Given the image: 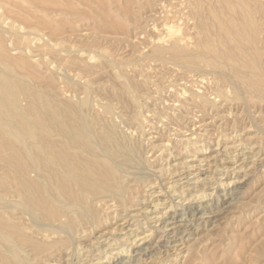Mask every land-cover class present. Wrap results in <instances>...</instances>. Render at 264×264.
<instances>
[{"label":"rangeland","instance_id":"obj_1","mask_svg":"<svg viewBox=\"0 0 264 264\" xmlns=\"http://www.w3.org/2000/svg\"><path fill=\"white\" fill-rule=\"evenodd\" d=\"M33 1L35 2L33 3ZM197 1L198 0H26V3L24 1L17 3L16 7L0 4V26L2 27V29L0 27V32L2 31L0 35H3L0 37L3 38L4 46L6 45L8 49L12 48L16 40H19L22 45L25 44L27 53L24 54L26 58L24 61L27 60L32 64L30 68L26 69L31 70H28V72L41 75L44 80H41L40 84L43 87L49 86L51 89L58 88L57 90L60 91L63 89L61 88L63 87V72H61L62 68H59L58 65H60L61 59H64L68 55L69 57H78L90 66L94 65L93 67L95 69L99 66L98 70L106 66V72L100 71L101 74L98 70L95 71L93 68V77L97 80L98 85H105L106 83L105 86H116L114 78L110 79L109 77H113L114 73L119 70L123 71L126 78H130L136 83L144 82L146 84L145 90L143 89L141 93L147 94L145 97L140 95V97L146 99L141 98V103L145 102L146 104L143 105L142 103L143 108L139 110V113H142L144 118L147 117L144 125V134L147 135L145 139L148 140H145L146 144H144V149L147 150L144 152L147 153L146 157H144L145 154L143 155V159L147 158L148 160V164H144L145 171H143L145 173L144 180L146 182L143 180L140 182L141 184H138L135 191L139 193L137 194L139 198L135 196V200L131 202V207L126 211L130 216L136 217L137 215V219H131L129 225L132 226H129L124 219L126 213H120L118 216L119 218L116 219L109 218L106 224L104 223L101 225L98 228L99 230L97 229L98 231L93 233V235L95 234L94 236L98 238V244L93 242L95 247L100 245V247H102L100 249L103 250L107 243L114 244L119 242L121 240L120 237L123 238L127 235L125 233L135 230L136 225L140 228L135 232H141V228L144 229L146 227V224H144L146 221L143 218L145 213H150L149 218H152L154 217L152 212L158 209L157 211L160 212L167 211L165 212L168 214L167 218H170L173 210L165 206H167L171 198L174 204H179L180 199L177 198L179 192L183 194L182 196L189 198V195H195L194 192L198 190H202L206 193L213 190L216 194L199 200L202 201V203L209 200L212 204L216 201L217 208H213L214 206H210L209 208V206H207L206 214L197 215L196 218L188 222L180 220L176 215L179 213H176L174 220L168 219L166 221L163 231L157 230V232H155L151 241L147 243L149 249L143 253L140 261H136L138 257L136 252L137 249H132L133 252L130 253L131 255L129 256L132 264H263L264 89L256 91L253 84L246 83L245 85V82H240V80L238 84L237 78L235 79V76L231 75L233 74L232 69L234 70L238 65L237 63H229L230 66H221L220 69H218L210 65L212 59L208 60L202 58L198 61L197 67L187 64V60L175 59L174 61L171 44L178 38L179 34L183 32L182 35L186 34L185 36L188 37V39L184 38L187 45L183 43L184 41L181 42V44H183L182 46H185L187 50H192L195 46L191 45L197 43L198 39L201 40L203 36L200 29L197 28L198 24L196 23H198V18L196 17V13H199L201 17L200 20L203 23L205 21V28L211 33L214 31L212 37L214 38L216 48H221V44L220 46L218 44L220 42H217V38H215L221 33V29L218 27V24H213L212 18L215 16H225L224 18L226 19L227 17L223 12L224 9L219 7L221 5H216L218 3L216 0H209L212 4L215 2L213 6L210 5L211 3L208 0H204L205 2L199 0V4ZM242 1L235 0L234 5H232L234 12H239V7L237 5L238 3L241 4ZM260 2L261 3H255L251 0H247L248 7H250L249 9L251 11V17H253L249 20L248 24L251 23L249 25L252 27L249 25L246 26V33H244L246 39L245 43H249L243 44L246 46L242 47L246 49L242 48L243 53L241 52L238 57L240 60H248V63L253 64V68H259L258 72L257 69L254 68L257 73L254 71L251 72L252 74H256L255 76L258 74V78L253 74L255 78L252 79V74L249 73L248 77L251 78V80H246L247 82L252 81L255 84L257 79L260 82L261 77V82H264V74L262 72L264 71V3H262L264 0ZM19 4L23 10L24 8L27 11L29 10L28 14L26 10H24L25 13L22 9H20L22 10L20 11V6L17 9ZM250 4L252 6H250ZM261 4H263V6ZM197 5H201L202 7L200 6L199 8ZM208 7H211V9H209L210 11ZM218 8L220 9L218 10ZM6 10H10L8 13L11 12V14H13L12 11L14 12L12 18H10V13H6ZM166 10L170 11L169 16ZM172 11L174 14L176 11L178 12L174 15ZM15 13L18 14L19 17L23 15L22 17L25 18H23V20L21 18V21L18 22L20 18L18 20V16H16ZM172 14L174 17L177 16L178 18L171 17L173 16ZM222 14L224 16H222ZM4 19L5 21H3ZM167 23L173 26V31L176 26L183 30L179 33L180 29H175L174 32L176 33L170 35L174 32L171 31V29L170 31H166V28H163L165 26L167 28L172 27ZM254 23L256 24L253 25ZM255 26L258 27L255 28ZM10 29L13 32H17V35L16 33L14 36L13 34L11 35V31H8ZM156 30L160 32H156ZM163 31H165L164 34H162ZM249 31L255 32L249 33ZM4 32H6L5 35ZM15 35L18 38H16ZM173 36H175V38ZM250 36H253V40L251 41ZM165 39L166 41L169 40V42L166 43ZM163 40L165 42L159 43ZM255 42L257 43L255 44ZM247 46H249L248 49ZM157 47H161L160 52H162V54L156 51L155 48ZM246 50L247 53H245ZM155 53L160 55L157 54V56ZM248 53L251 55L253 53L254 56H252L254 58ZM11 54H15L14 51H12ZM170 54L172 57H169ZM243 54H245L244 58L247 57L246 54L251 57H247L249 59H243ZM255 54L257 55L255 56ZM171 59H173L174 63H172L173 61ZM246 61L242 62H245L247 65L248 63ZM254 61L256 63H254ZM106 62L112 63V65L110 66V64ZM181 62H184V66H181L183 65ZM119 64L120 68H118ZM203 64L207 66L203 67ZM256 64L258 66H256ZM229 67H231V69H229ZM187 68L191 70L189 71ZM210 69L211 71H209ZM213 71H217V73L215 72L213 74ZM110 72L113 74L112 76H110ZM215 74H218L221 79L219 78V80L218 76L215 78ZM228 74L231 75L232 78ZM98 75L99 77H97ZM225 75H227V77ZM71 76V83H76L78 78L76 79L77 76L75 73H71ZM232 80L236 81L232 82ZM232 83L237 86L234 87ZM50 85L56 86V88L50 87ZM190 89L196 92H209L207 96L210 95L215 103L214 107H211L212 111L208 108L207 111L206 109L202 111L197 105L195 108L194 105H192L194 102L193 95L195 93ZM219 89L221 92H219ZM241 90H243L244 94ZM239 91L241 93H239ZM223 94L225 98L222 96ZM94 95L95 97H93L96 102L103 98H101V94ZM149 96L153 99H150ZM190 96H192V99ZM190 102L192 104H190ZM133 110L134 109H132V111ZM171 111L175 114H172ZM153 112H155V114H153ZM164 116L168 120L165 119ZM151 142L152 144L150 145ZM148 145L152 147V149H150ZM163 145H166L165 149ZM160 148H163L162 151ZM163 165H165L164 168L162 167ZM160 167L163 168L161 172L164 175L162 173V175L156 173L159 171ZM243 173L247 176L243 177ZM151 182L155 184H150ZM144 183L150 185L146 186ZM223 189L226 191H223ZM151 192L155 193L149 197L148 194ZM217 195L220 196H218V202L216 200ZM147 196L148 200H145ZM194 198L197 201L198 197L197 199L196 197ZM157 199L162 200L160 202L161 204L155 209L154 204L151 202ZM195 200L193 201L195 202ZM186 203L187 202H184L185 206H187ZM177 209L179 210L180 208L178 207ZM208 212L210 213L208 214ZM141 214L142 217H140ZM150 221L149 219V222ZM150 223L152 225H150V227H157L160 224L154 225L152 222ZM121 228L125 229L120 230ZM92 238L93 237L86 239L82 245L84 246L91 243L93 240ZM137 244L140 243L138 242ZM197 245L199 247H197ZM116 247L117 246L111 245L110 250L112 253H116V251L112 250ZM190 248L195 250L190 251ZM187 249L190 250L188 251ZM58 255L59 254L55 255L54 258H50L47 262L44 261L42 264H65L62 258L63 255ZM118 257L120 258L118 262L125 260L124 254L114 259L116 260ZM102 262H104V260ZM124 262H126V260Z\"/></svg>","mask_w":264,"mask_h":264},{"label":"bare ground","instance_id":"obj_2","mask_svg":"<svg viewBox=\"0 0 264 264\" xmlns=\"http://www.w3.org/2000/svg\"><path fill=\"white\" fill-rule=\"evenodd\" d=\"M20 1L25 2L26 0H0V4H6L9 5V7H16L17 3ZM211 1H209L211 3L210 5L213 6L215 2L212 4ZM216 1L220 3H217L216 5L222 6L219 7L224 9V15L227 17L225 19V16L222 14L224 17L215 16L212 18L213 20L210 19L213 21V24H218V27L221 29V33L215 37L217 38V42H220L218 44L219 46L221 44V48H216L214 38L212 37L214 35V31H212V33L209 32L207 28H205V21L204 24L200 20L201 17L199 13L195 12L196 17L198 18V23H196L198 24L197 28L200 29V32L203 36L201 40L198 39L197 43L194 44L192 42L194 45L191 46H195L192 50H187L185 46H182L183 44H181V42L184 41L183 43H185L184 38L188 39V37L185 36L186 34H183L185 36L184 37L182 35L183 32L179 34L183 29L181 30L180 28H177V26L174 27L175 29H180L179 33L177 32L179 35L177 34L178 38H176L175 41H173V38L171 37L173 41L171 45L174 61L175 59L185 61L187 60V64L197 67L198 61L202 58L208 60L212 59L210 65L218 69H220L221 66L228 67L229 63H237L239 66L237 65L234 70L232 69L233 74H231L235 76V79L237 78V83L239 80L240 82L244 81L245 85L246 83L253 84V87L256 91L263 90L264 82H261L262 77L259 82L257 79L258 74L255 76L256 74L253 73L254 76L257 77V80L255 79L256 84L252 81L247 82L248 80H251V78L248 77L249 73L253 71L257 73L259 68L254 67L257 69L256 72L252 63L251 65L247 62L248 60H240V58H238L242 52V48L246 49L242 47L246 46L243 44L249 43H245L246 39L244 37V33H246V26L251 24H248L249 20L253 18L251 17V11L249 9L250 7H248L249 5L247 0H241V4L238 3L237 6L239 7V12L237 13L234 12V8L232 7L235 0ZM251 1L255 3H261V0ZM34 2L35 1H33V3ZM261 5L263 6V4ZM19 6L20 4L18 5L17 9ZM197 6L200 8L201 5ZM250 6L252 5L250 4ZM220 8H218V10ZM20 9L23 10L21 6L19 10ZM209 9H211V7H208V10ZM24 10L26 9L24 8ZM24 10L23 12L25 13ZM8 11L6 13H8ZM167 12L164 13H167L169 16L170 11ZM176 12L175 14H177ZM9 13L11 16L10 18H12L14 12L12 11L13 14H11V12ZM174 15L171 17H174ZM16 16H18V18L16 17L18 20L20 18L18 22L21 21V18L22 20L25 18L22 17L23 15H20L21 17H19V15L16 14ZM174 18L178 17L176 16ZM3 21H5V19ZM255 24L256 23L253 25ZM168 25L172 26L171 24ZM256 27L258 26H255V28ZM163 28H166V31H170V29L173 31V26L171 28H167L166 26ZM8 31L10 32L11 29ZM251 31H249V33ZM156 32L160 31L156 30ZM164 32L165 31H163L162 34H164ZM0 33L2 34V31ZM5 33L6 32H4V35ZM10 33L11 35L13 34V36L15 33L17 35V32L15 31H11ZM175 33L176 32L170 35ZM253 36H250V41L253 40ZM161 37L165 38L164 36ZM173 37L175 38V36ZM16 38L18 37L16 36ZM2 39L3 38L0 37V264H42L44 261L47 262L50 260V258H54L57 254L63 255V257H60L63 258L65 264H132V261L129 257L131 255L130 253H132L134 249H137L136 252L138 257L136 261H140L143 253L149 249L147 243L151 241L155 232H157V230L163 231L165 229L164 227L166 221L168 219L174 220L176 213H179L176 215L180 218V220L188 222L193 218H196L197 215L206 214L208 208L207 206H209V208L210 206L217 208V203H215L216 201L213 202V204L209 200L205 201V203L200 201L202 198H206L208 196L210 197L216 194L213 190L209 193L198 190L194 192L195 195H189V198L182 196L183 194L179 192L177 198L180 199V203L174 204L171 198V200L167 203V206H165L173 210L172 216H170V218H167L168 214L165 213L167 211L160 212L157 211L158 209L155 212H152V214H154V217L152 218H149L150 213H145L146 215L144 214L143 218L146 221L144 222V224H146L144 229L147 228L146 230L141 228V232H135L140 228L136 225L135 230L125 233L127 235H125L123 238L120 237L121 240L119 242L114 244L107 243L105 245V249L103 250L100 249L102 248L100 245L95 247L93 242L98 244V238H96L94 236L95 234L93 235V233H96L101 225L104 223L106 224L107 221H109V218L116 219L119 218L118 216L120 213H126L124 219L128 225L131 219H137V215L136 217L130 216L126 211L129 207H131V202L135 200L134 197L136 196V198H139L137 195L139 193L135 191V189L138 184H141L140 182L144 180V164H148L147 158L143 159V155L145 154L144 157H146L147 153L144 152L147 150L144 149V144H146L145 140H147L145 139L147 138V135L144 134V125L147 117L144 118L142 113H139V110L143 108L142 103L143 105L146 104L145 102L141 103V98H145L140 97V95L145 97L147 94L141 93L143 89L146 88V84L144 82L136 83L130 78H126V75L124 76L123 71L119 70L116 71L114 75L111 74V72L109 73L110 76L113 75V77L109 78H114L116 86H105L106 83L105 85H98L97 80H95L93 77L94 65L90 66L84 60L75 56L69 57L68 55L64 59L60 58L61 62L60 65H58L59 68H62V71H60L63 72V87H61L62 85L60 86L63 89L61 91L57 90L58 88H56V86L54 87L53 85H50V87H54L56 89H51L49 86L43 87L40 84L41 80H44L42 79L41 75L28 72L29 69H26L30 68V65L32 64H30L27 60V62L24 61L26 59L24 54L27 53V50H25V44L22 45L19 40H16L15 44L12 45V48L8 49L6 45L4 46V41ZM165 41L163 40L159 43H163ZM167 42H169V40H167L166 43ZM256 43L257 42H255V44ZM185 44L187 45V43ZM249 46H247V49ZM157 48H155L156 51L162 54V52H160L161 47L158 49ZM12 51H14L15 54H11ZM245 53H247V50ZM157 54L155 53V55ZM248 54H246L247 57H249ZM170 55L169 57H172V55ZM256 55L257 54H255V56ZM244 56L245 54H243V59H249L251 57L244 58ZM253 56L252 58H254ZM173 59L171 60L173 61ZM174 61L172 63H174ZM242 61H246L248 64L246 65V63H243ZM181 63L183 64L184 62ZM254 63L256 62L254 61ZM111 65L112 63L110 66ZM181 66H184V64ZM204 66L207 65L203 64V67ZM256 66L258 65L256 64ZM105 67H101V70H98L99 66L94 69L95 71L98 70L99 73L100 71H104L105 73ZM118 68H120V64ZM229 69H231V67H229ZM209 71H211V69ZM215 72L217 73V71H213V74ZM262 72L264 74V71ZM71 73H75L77 76L76 79L78 78V80L76 83H71ZM218 74H215V78H217ZM253 74L251 76L252 79L255 78L253 77ZM231 75L229 76L232 78ZM225 76L227 77V75ZM97 77H99V75ZM219 78L220 76H218V79ZM233 81L236 80H232V82ZM233 84L234 83H232V85ZM236 86L234 84V87ZM214 89L216 90L215 87ZM241 91L243 93V90ZM193 92L195 93L193 95L194 102L193 104L190 102V104L194 105V107L197 105V107H199L202 111L205 109L207 111V108L212 111L211 107H214L215 103L210 95L207 96L209 92ZM219 92H221L220 89ZM239 93L241 92L239 91ZM94 94H101V98H103L100 100L97 98L99 101L96 102V100H94ZM222 96L224 97V94ZM191 97L192 96H190V98ZM149 98L153 99L151 96H149ZM218 99L220 100L219 97ZM132 109L134 110L132 111ZM171 113L175 114L172 111ZM153 114H155V112H153ZM151 144L152 142L150 145ZM165 146L163 147L164 149ZM163 148H160V150L162 151ZM150 149H152V147H150ZM164 166L165 165L162 167L164 168ZM162 167H160L159 171L156 173L161 174V170L163 169ZM246 176L247 175L243 173V177ZM144 184L148 186L155 183L151 182L148 185L147 183ZM223 191L226 190L223 189ZM154 193L155 192H151L148 194V196L151 197ZM148 196L145 198V200H148ZM218 196L219 195H217L216 198L217 202L218 198L220 197ZM194 197H196V199L198 197L197 201ZM161 200L162 199H157L151 202L154 204L155 209L161 204ZM193 200H195V202ZM184 202H187V206L184 205ZM178 207L180 208L179 210L177 209ZM209 213L210 212H208V214ZM140 217H142V214ZM149 219L154 225L158 223L160 224L157 227H150L151 223L149 222ZM124 229L125 228H121L120 230ZM91 237H93L91 242L92 244L89 243L88 245L83 246L82 243ZM138 242L140 244H137ZM111 245L117 246L115 249H112L116 251V253H112L110 250ZM197 247L199 246L197 245ZM190 249L187 250L189 251ZM193 250L195 249H191L190 251ZM122 254H124L126 262H124L125 260L118 262L120 259L119 257L116 260L114 259L115 257L117 258V256ZM193 259L196 260L195 258ZM103 260L104 262H102Z\"/></svg>","mask_w":264,"mask_h":264}]
</instances>
